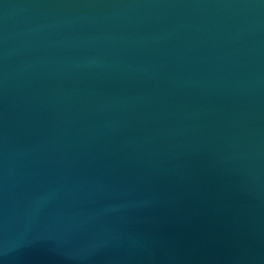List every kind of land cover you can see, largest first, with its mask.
<instances>
[{
    "label": "water",
    "instance_id": "water-1",
    "mask_svg": "<svg viewBox=\"0 0 264 264\" xmlns=\"http://www.w3.org/2000/svg\"><path fill=\"white\" fill-rule=\"evenodd\" d=\"M0 264H264V0H0Z\"/></svg>",
    "mask_w": 264,
    "mask_h": 264
}]
</instances>
